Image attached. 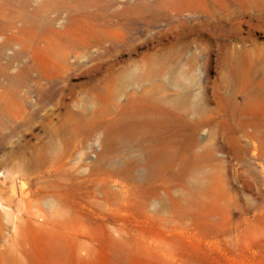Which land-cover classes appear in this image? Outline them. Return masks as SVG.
<instances>
[{
	"label": "rangeland",
	"instance_id": "obj_1",
	"mask_svg": "<svg viewBox=\"0 0 264 264\" xmlns=\"http://www.w3.org/2000/svg\"><path fill=\"white\" fill-rule=\"evenodd\" d=\"M0 264H264V0H0Z\"/></svg>",
	"mask_w": 264,
	"mask_h": 264
},
{
	"label": "bare ground",
	"instance_id": "obj_2",
	"mask_svg": "<svg viewBox=\"0 0 264 264\" xmlns=\"http://www.w3.org/2000/svg\"><path fill=\"white\" fill-rule=\"evenodd\" d=\"M229 26V25H228ZM231 28V27H230ZM229 28V29H230ZM226 29V28H225ZM228 29V27H227ZM237 30V28L235 29ZM222 31V30H220ZM224 31V30H223ZM232 33L234 30H232ZM238 32V31H237ZM229 34H231L229 32ZM236 34V33H234ZM204 35V34H203ZM177 100H181V97H177ZM144 112H142V116L145 117V114H143ZM75 116V115H74ZM130 123V122H129ZM132 125V124H131ZM155 127H152V131H153V138L151 140V143H154L156 142V147H154V149L151 151L152 153V156H151V159H149V161H154L156 163V169L157 171L159 172L158 174L160 175V177L162 176L161 174H163V171L172 167V164L174 163V156L172 154V151H173V148L175 147L176 145V141L174 142H170L169 145L167 146H163L162 145V142L160 141V136L158 135V125L157 123H154ZM137 128V127H136ZM130 131V130H129ZM145 133V132H144ZM229 133V132H228ZM147 134V133H146ZM151 135V134H150ZM146 136V135H145ZM148 139V138H147ZM143 142V141H142ZM143 145V144H142ZM154 146V145H153ZM150 148V147H149ZM187 169V168H185ZM189 169V168H188ZM104 173V172H103ZM153 172L149 170H146L145 171V174L148 176H151L153 175L152 174ZM156 173V172H155ZM105 175V174H104ZM103 175V176H104ZM108 175V174H107ZM110 176V175H109ZM102 178V177H100ZM106 178V177H105ZM105 183V182H104ZM64 214H67V213H64Z\"/></svg>",
	"mask_w": 264,
	"mask_h": 264
}]
</instances>
